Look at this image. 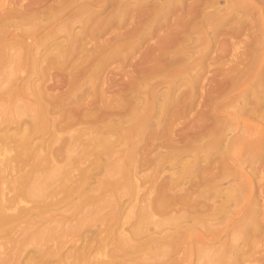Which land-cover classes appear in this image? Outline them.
Segmentation results:
<instances>
[{
	"label": "rangeland",
	"instance_id": "rangeland-1",
	"mask_svg": "<svg viewBox=\"0 0 264 264\" xmlns=\"http://www.w3.org/2000/svg\"><path fill=\"white\" fill-rule=\"evenodd\" d=\"M61 1L0 0V17L26 13L0 22V194L39 189L0 227V264H264V103L240 113L264 77V0H215L228 19L216 34L199 0L165 17L166 0H120L114 22L119 0L50 15ZM213 128L223 158L204 146Z\"/></svg>",
	"mask_w": 264,
	"mask_h": 264
},
{
	"label": "bare ground",
	"instance_id": "bare-ground-1",
	"mask_svg": "<svg viewBox=\"0 0 264 264\" xmlns=\"http://www.w3.org/2000/svg\"><path fill=\"white\" fill-rule=\"evenodd\" d=\"M59 1V0H58ZM229 1V0H227ZM262 1V0H261ZM4 2V1H3ZM19 2H22L21 4V7H23L22 9H24L25 7L29 6V3L27 4H24V0H19ZM44 2V0H43ZM54 2V1H53ZM62 3L59 5V6H56L55 9L54 8H50L48 10V12L50 13V15H56V14H65L68 12V8L71 6H73L75 3H77V0L75 1H70V0H62L61 1ZM182 1L180 0H166L164 3H162L161 5H155L156 7V11L155 13L153 14L154 17L157 15V14H161L163 17L167 16L172 10L175 11V9L177 8V6L181 3ZM197 2V1H196ZM8 3V2H7ZM11 3V1H10ZM98 3H102V0H84L83 1V4L80 5L78 7V13L81 14V13H84V12H89L91 13L92 15V12L90 11V9H92L93 7L97 6ZM120 3V0L118 1V3L114 6L113 8V11H115L114 13H112V15L109 17L111 19V21H120L122 19H124L126 16H125V6L124 8H122V6L119 4ZM194 3V2H193ZM230 3V2H229ZM195 4V3H194ZM217 4V1L215 0H199V2H197V7L201 8L202 10H206V9H211L212 11V8L214 10V12L212 13H207L203 16V18L201 17L202 19V22H206L208 25H214L213 26V33L216 34V32L219 30V27L223 26L224 24H226L228 22V19H225L224 20V13H221L222 10L220 8H218L216 6ZM2 5V3L0 4ZM9 5V4H8ZM192 4H190L191 6ZM225 5V4H223ZM128 6V5H127ZM196 6V5H195ZM194 7V5H193ZM257 7V6H256ZM13 8V7H12ZM167 8V9H165ZM240 9V8H239ZM4 10V9H2ZM20 10V9H19ZM50 10H55V11H50ZM229 10H230V6H229ZM258 10V9H257ZM26 11V10H25ZM116 12H118L116 14ZM159 12V13H158ZM2 13V12H1ZM196 13V12H195ZM145 15V14H144ZM26 16V13L24 12H18L16 13L15 10H11L10 12H7L5 13L4 15H2L0 17V22L2 21H5V22H9L11 19H24ZM249 16V15H248ZM55 17V16H54ZM76 17V16H75ZM136 17V16H135ZM108 18V19H109ZM134 18V17H133ZM178 18V17H177ZM236 18V17H235ZM234 20V19H233ZM231 20V21H233ZM109 21V20H108ZM113 21V22H114ZM135 21V20H134ZM151 21V20H150ZM211 21V22H210ZM133 22V21H132ZM177 22H180L179 20L176 21ZM60 23V21H59ZM112 23V22H111ZM238 24H240V21H236L235 24H233V27L231 25L232 28H237ZM134 25V24H133ZM19 26V25H18ZM98 26V25H97ZM111 26V25H110ZM116 26V25H115ZM132 26V25H131ZM176 26V24H175ZM179 26V24H178ZM110 28V27H109ZM206 28V27H205ZM211 27H209L210 29ZM247 28V27H246ZM103 30V29H102ZM236 30V29H235ZM64 31V30H63ZM67 31H68V28H67ZM132 31V30H131ZM206 31V30H205ZM212 31V29H211ZM248 32V31H247ZM127 34V33H126ZM169 36V35H168ZM166 36V37H168ZM171 36V35H170ZM78 34H74V33H71L64 37V41H62L61 43H57L56 45V58L57 59H61L62 57L66 56V54L72 50V48L74 47L76 41H78ZM243 37V36H242ZM264 37V36H262ZM90 38V37H89ZM173 38H171L172 40ZM169 41V40H168ZM173 41V40H172ZM232 41V40H231ZM241 41V40H240ZM68 42V43H67ZM166 42V41H165ZM174 42V41H173ZM242 42V41H241ZM244 42V40H243ZM85 43V42H84ZM122 43V42H121ZM172 43V42H171ZM238 43V42H237ZM262 43V41H261ZM161 44V43H160ZM53 45V44H52ZM235 45V43H234ZM233 45V46H234ZM241 45V44H240ZM227 46V45H226ZM262 46V45H261ZM84 48V47H83ZM223 47H221L222 49ZM235 48V47H234ZM162 49V48H161ZM232 49V48H230ZM236 49V48H235ZM198 51V50H197ZM229 51H232V50H229ZM92 52V51H91ZM222 52V50H221ZM238 52V51H237ZM256 50H251L250 49V56H251V60H250V63L248 62V64H246L245 66V70H248L250 69V65L253 64V62L255 61L254 57H255V54H256ZM157 53V52H156ZM253 54V56H252ZM175 53L172 54V53H167V59H169V61L171 62V64H175L177 61L175 59ZM192 56V55H191ZM95 57V56H94ZM216 59V58H215ZM248 59V58H247ZM191 60V59H190ZM217 60V59H216ZM215 60V61H216ZM220 60V59H219ZM218 61V60H217ZM76 62V61H75ZM190 62V61H188ZM144 63V62H143ZM213 64V63H212ZM146 65V64H145ZM223 65V64H222ZM226 65V64H225ZM137 66V65H136ZM226 67V66H225ZM97 68V67H96ZM147 68V67H146ZM161 69V68H159ZM239 69V68H238ZM140 70H142V68H140ZM148 70V69H147ZM158 70V69H157ZM139 71V70H138ZM193 71V70H192ZM151 72V71H150ZM144 73V72H143ZM193 73V72H192ZM241 74H244V73H241ZM177 75V74H176ZM194 76V75H193ZM231 76V75H230ZM174 77V76H173ZM130 78V77H129ZM205 78V77H204ZM223 79V78H222ZM238 79V74L237 76L235 75L234 77L232 76V81H231V86H233V84L237 81ZM218 81H220L218 79ZM180 82V81H179ZM228 82H229V79H228ZM262 82H264V77H262V75L260 74L258 79L255 81L254 85H253V91L251 92L254 96V98L252 99V101L247 98L246 94H245V97L243 99V103H242V106L240 108V113L241 114H250V113H254L262 106V103H264V101H262V99H264V95H262V93L260 91H257V87L260 86L262 84ZM148 83V82H147ZM187 85L189 84L190 86V89H191V92H193V89L195 88V84H196V81L194 79H191V80H188L187 82ZM126 84V83H125ZM218 84V83H217ZM251 84V83H250ZM128 85V84H127ZM130 85V84H129ZM128 87V86H127ZM202 89H204L203 87H201ZM219 89V88H218ZM223 90V89H221ZM202 91V90H201ZM216 91H217V88H216ZM210 92V91H208ZM220 92V90H219ZM148 93V92H147ZM170 93V92H169ZM218 93V91H217ZM159 94V93H158ZM213 94V93H212ZM216 94V92H215ZM165 95V94H164ZM179 95V94H178ZM209 95V94H207ZM206 95V96H207ZM155 96V95H154ZM180 96V95H179ZM187 97L191 96V95H186ZM202 96V95H201ZM215 97V96H214ZM235 97V96H234ZM180 99V98H179ZM174 101L175 100H171L170 103L166 104L165 102L161 103L158 107L160 108V110L163 112V111H166L167 108H168V105L171 107L173 104H174ZM180 103V102H179ZM209 103V102H207ZM253 103V104H252ZM241 104V103H239ZM252 104V105H251ZM207 106V105H206ZM247 106H251V108H247ZM147 109V108H146ZM149 109V108H148ZM175 109V108H174ZM207 109V107H206ZM168 111V110H167ZM177 111V110H176ZM171 112V111H170ZM238 112V111H237ZM159 113V112H158ZM174 113V112H173ZM160 114V113H159ZM261 114V113H260ZM175 115V114H173ZM177 116V115H176ZM259 118H264V116H261L259 115ZM107 115L103 114V118L100 119L101 122H103L105 119H106ZM176 118V117H175ZM173 119V118H172ZM114 120V119H113ZM100 122V123H101ZM110 122V121H109ZM96 124V123H95ZM106 124V123H104ZM248 124V123H246ZM107 125V124H106ZM226 127V126H225ZM103 128V127H101ZM202 128V127H201ZM250 128V126H249ZM205 129V128H204ZM252 129V128H251ZM227 130H228V127H227ZM206 131V129H205ZM195 134V133H194ZM223 134V131L222 129H217V128H213L212 130H210V132L207 134L208 136H212L213 137V140L209 141L207 144H205L204 146H206L207 148L210 147L211 149L213 150H216L218 152L221 151V153L219 154L221 158L225 157L227 155V145L223 144V139L220 137L221 135ZM24 139V138H23ZM21 139L20 140V143L22 144V146L20 145V148L21 150L24 151L23 149V146L25 148L26 144L24 143V140ZM212 139V138H210ZM103 140V139H102ZM207 141V140H205ZM199 142V141H198ZM233 142V141H232ZM257 142V141H256ZM255 142H253L254 144ZM100 147L104 146L102 144V142H100ZM98 145V146H99ZM97 146V147H98ZM247 148V147H246ZM26 149V148H25ZM253 151V150H252ZM42 152V151H40ZM256 154H259V151L256 153ZM170 156V155H169ZM172 156V155H171ZM39 157V156H38ZM42 159V157H41ZM1 163V162H0ZM36 165V164H35ZM255 165V164H254ZM37 167V165H36ZM3 168L0 166V182L2 183L3 181V176L1 175V173L3 172L2 170ZM252 172H253V168H252ZM214 177V176H213ZM201 178V177H200ZM20 180V179H19ZM36 180H33L32 181V185H28L27 183L25 182H19V181H15L16 184L11 187L13 189H11V191L13 192V195L9 196L8 198V201L6 199V194H4V192H2L0 194V227L1 226H7L8 224L10 223H13V222H16V221H19L20 219H23V216L26 214L27 212V209L25 207H23L22 209H19L18 210V206L21 202H24L25 201V198L28 197V198H32L34 196L37 195V193L39 192V189H38V186L36 185L35 183ZM42 181V180H41ZM38 183V182H37ZM227 184V183H226ZM216 191L218 190H215L214 192L217 193ZM194 193V192H193ZM222 197V196H221ZM227 197V196H226ZM228 199L230 200V198L228 197ZM27 200V199H26ZM7 201V202H5ZM225 201V200H224ZM233 201V200H232ZM5 202V203H4ZM227 202V201H226ZM234 202V201H233ZM231 204V202H230ZM246 207V206H245ZM249 209V208H248ZM7 210H13V211H17L15 214L12 213V215L6 213ZM244 214V213H243ZM28 215V214H27ZM242 221V220H241ZM245 222V221H244ZM253 228H256V225H251ZM123 242V241H122Z\"/></svg>",
	"mask_w": 264,
	"mask_h": 264
}]
</instances>
